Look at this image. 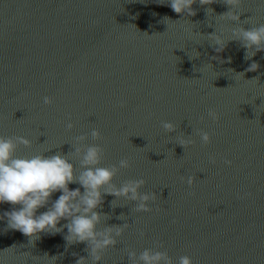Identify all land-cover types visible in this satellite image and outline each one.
Masks as SVG:
<instances>
[{
    "label": "water",
    "instance_id": "water-1",
    "mask_svg": "<svg viewBox=\"0 0 264 264\" xmlns=\"http://www.w3.org/2000/svg\"><path fill=\"white\" fill-rule=\"evenodd\" d=\"M192 7L195 16L177 15L168 0H0V136L29 139L31 148L17 149L24 157L49 149L45 155H67L86 135L104 148L102 166L130 160L113 183L142 178L141 192L156 194L151 213L123 199L113 209L115 197L104 196L97 211L111 219L101 227H129L100 264H129L125 249L139 255L156 242L173 264L185 255L192 264H264V52L246 60L241 43L229 41L217 53L207 36L231 39L239 25L220 19L229 10L222 0ZM238 11L241 22H253L241 24L246 30L264 24V0H242ZM254 62L258 70L246 71ZM165 121L177 131L166 133ZM201 130L211 136L206 146ZM190 135L195 143L183 149L179 141ZM12 207L0 204V215ZM6 227L0 220V264L88 257L86 244L67 243V228L30 242Z\"/></svg>",
    "mask_w": 264,
    "mask_h": 264
},
{
    "label": "clouds",
    "instance_id": "clouds-1",
    "mask_svg": "<svg viewBox=\"0 0 264 264\" xmlns=\"http://www.w3.org/2000/svg\"><path fill=\"white\" fill-rule=\"evenodd\" d=\"M217 0H168L169 6L177 15L195 16L193 5L199 3L201 6L211 5ZM228 6V11L218 15L220 19L231 22L239 27L231 30V39H223V33L217 32L207 36V40L214 45V51L223 52L229 41H238L247 51L245 59L249 60L257 52H264V24L251 26L245 29L241 24H252V20L241 22L238 11L242 7V0H222ZM209 9V8H208ZM207 9V10H208ZM211 9V8H210ZM212 10V9H211ZM211 26V25H209ZM202 36L201 34H199ZM199 53L196 52L198 57ZM217 59V57H213ZM225 61L221 60L220 63ZM231 63V60L227 61ZM211 65V64H210ZM212 66V65H211ZM259 68L257 63H252L246 71L255 72ZM243 74V73H240ZM45 105H51L52 99L44 97ZM123 107V105H121ZM208 117L213 121H218L219 116L214 110H209ZM71 118L69 117V120ZM161 127L166 133H175L176 125L171 122H162ZM74 124L69 122L66 129L71 131ZM93 141L102 139L99 130H92ZM202 145L211 143V136L204 131L197 132ZM182 138L179 146L183 149L195 143L190 136ZM88 136L81 135L75 138L74 151L65 155L56 152L52 155H45L52 149L46 150L31 156H17L19 146L31 148V141L21 136L6 137L0 136V204L12 205L11 211H5L0 215V220L7 221V230L21 232L29 238L30 242L40 238L43 234H57L67 228V235L64 237L69 245L83 243L87 247L85 251L88 257H79L76 264H100L103 254L109 248L116 247L118 239L123 236L129 224L112 225L101 227L102 222H107L111 216L100 211L104 204V196L115 197L111 202V207L115 209L114 202L119 199L134 203L132 211L136 213H151L153 208L149 205L155 203L156 194L154 192H141L146 181L144 179L127 180L117 186L113 181L122 169L131 167L129 159H121L117 165L102 166L105 150L99 144H87ZM74 157L79 162V171L76 164L72 162ZM210 162L215 163V158L210 157ZM225 164L231 165V161L225 160ZM184 178L182 177V180ZM189 187L195 182V177L189 176L186 179ZM70 184H78L75 190H70ZM83 188V192H81ZM61 195L52 201L54 193ZM17 206L19 208L17 209ZM47 208L46 211L37 215L39 209ZM160 211L159 208L156 209ZM124 220L121 214L117 217ZM68 221L62 227H58L61 221ZM140 237L145 233L141 231ZM163 245L156 242L153 248H146L137 254L132 249H125L129 264H173L172 258L167 251H160ZM27 254V253H25ZM73 255H76L75 253ZM56 260V257L51 258ZM178 264H192L189 256L179 257Z\"/></svg>",
    "mask_w": 264,
    "mask_h": 264
}]
</instances>
